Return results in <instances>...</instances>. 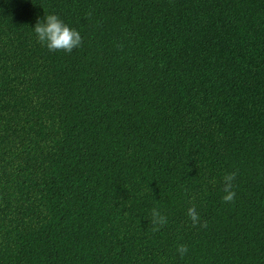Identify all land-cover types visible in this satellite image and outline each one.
Returning <instances> with one entry per match:
<instances>
[{
    "label": "trees",
    "instance_id": "16d2710c",
    "mask_svg": "<svg viewBox=\"0 0 264 264\" xmlns=\"http://www.w3.org/2000/svg\"><path fill=\"white\" fill-rule=\"evenodd\" d=\"M0 264H264V0H0Z\"/></svg>",
    "mask_w": 264,
    "mask_h": 264
},
{
    "label": "clouds",
    "instance_id": "9594fccd",
    "mask_svg": "<svg viewBox=\"0 0 264 264\" xmlns=\"http://www.w3.org/2000/svg\"><path fill=\"white\" fill-rule=\"evenodd\" d=\"M32 31L35 35L36 40L45 46L49 50H63L70 52L74 47H78L81 43V36L75 28H71L65 22H63L56 14H44L42 18H37ZM226 188L230 186L227 182H230L232 177L226 176ZM225 200L232 198V193L227 192L223 197ZM188 215L192 218L193 222L196 220L194 211L189 208ZM153 223L159 224L164 222V217L159 215L158 212H152ZM177 253L182 257L186 252L187 248L183 245L177 248Z\"/></svg>",
    "mask_w": 264,
    "mask_h": 264
}]
</instances>
